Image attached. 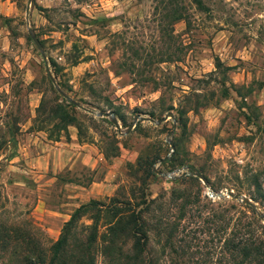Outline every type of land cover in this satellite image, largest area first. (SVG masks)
I'll return each mask as SVG.
<instances>
[{
    "label": "rangeland",
    "instance_id": "rangeland-1",
    "mask_svg": "<svg viewBox=\"0 0 264 264\" xmlns=\"http://www.w3.org/2000/svg\"><path fill=\"white\" fill-rule=\"evenodd\" d=\"M166 1L30 0L25 12L26 0H0V131L7 120L18 126L0 145V211L10 219L29 217L43 243L56 238L75 206V184L105 176L112 189L99 199L167 196L175 185L191 194L199 190L202 202L222 201L216 207L221 213L237 200L209 196L201 180L190 177L192 167L206 175L212 190L233 189L251 198L256 181L264 192V0H201L203 7L192 0ZM180 7L186 17L174 20ZM31 35L55 81L77 103L95 110H109L110 103L127 124L135 113L158 118L170 110L172 147L166 140L169 116L159 123L138 119L122 133L126 125L117 115L119 130L107 117L67 105L76 113L79 141L101 153L100 165L91 170L76 161L54 173L34 171L27 147L39 138L68 140L76 127L68 124L66 137L62 131L56 136L55 118L43 120L40 129L33 123L40 99L46 107L61 99L50 87ZM165 154L172 160L156 161ZM145 157L151 159L152 174L143 170ZM153 168L181 178L171 182L174 177ZM251 200L263 211L257 199ZM192 208L194 215L186 211L181 218L176 206L162 208L177 226L173 246L151 235L152 264H223L224 234L204 221L210 204L201 206L199 216V207ZM107 218L104 214L100 222ZM95 264L106 262L97 256Z\"/></svg>",
    "mask_w": 264,
    "mask_h": 264
},
{
    "label": "trees",
    "instance_id": "trees-1",
    "mask_svg": "<svg viewBox=\"0 0 264 264\" xmlns=\"http://www.w3.org/2000/svg\"><path fill=\"white\" fill-rule=\"evenodd\" d=\"M192 1L196 6L203 7L201 0ZM166 2L168 3V0ZM185 17L183 7H180L176 9L172 18L177 20ZM49 62L55 76V64L51 60ZM218 64L219 61L216 62L217 66ZM46 78L55 94L60 96L61 101L46 107L43 99H40L34 108L33 123L40 129L43 120L55 118L52 127L56 136L59 131H62L66 137L67 125L73 124L79 140L80 130L76 113L67 108V105L75 103L62 97L54 88L48 75ZM57 82L61 89L68 90L58 80ZM108 108L117 115L123 125H127L124 116L118 113L115 106L109 103ZM82 112L84 115L88 114L83 109ZM91 117V114L87 115L88 119ZM98 118L106 120L103 116ZM17 129L18 126L14 120H7L5 129L0 131V145L5 140V133L8 139H12ZM116 152L117 146L114 150L112 149L110 155H115ZM169 160H172V157H166L163 162ZM150 161L151 159L145 157L142 164H144L143 170L152 174ZM135 163L138 164V159ZM127 165L132 166L129 163ZM204 176L208 181L205 174ZM190 177L199 181L196 176L190 175ZM180 178L174 177L168 180L176 182ZM254 182L257 193L251 198L257 199L263 208L261 212L249 203L237 200L236 203L232 201L227 203L225 208H222L224 213H221V209L218 210L217 206L222 201L207 197V201L202 202L199 190L191 194L175 185L170 186L167 196L164 192H159L153 196L141 193L138 199H131L128 196L117 199L114 195L106 196V200L89 198L70 210L56 238L47 244L40 241L38 235L41 231L29 217L10 219L6 213L3 214L6 212L3 210L0 211L2 212L0 214V264H95L97 256L102 257L106 264H152L153 261L148 255L151 235H156L157 241L163 237L162 244L173 246L171 237L177 226V223L170 222L162 213V208L165 205L167 209L170 206H176L177 218H181L186 211L194 215L192 207H199L197 209V216H199V210L203 204H210L211 208L210 214L204 221L213 224L215 232L221 231L224 234L220 250L223 264H264V222L261 221L264 218V192L259 190V183ZM210 187L214 188L212 185ZM229 199L235 198L229 197ZM104 214L108 215V218L100 222ZM82 217L88 222L82 220ZM206 227L208 229V225ZM127 241H129L128 245Z\"/></svg>",
    "mask_w": 264,
    "mask_h": 264
},
{
    "label": "crops",
    "instance_id": "crops-1",
    "mask_svg": "<svg viewBox=\"0 0 264 264\" xmlns=\"http://www.w3.org/2000/svg\"><path fill=\"white\" fill-rule=\"evenodd\" d=\"M38 141L36 145L27 147L26 150L27 162L34 171L45 173L50 170L54 173L65 166L71 167L76 161L88 169L95 170L102 160L101 153L92 145L86 146V142L79 141L75 132L69 133L68 140L51 141L39 138ZM75 186L76 188L73 189L75 205L89 198L105 196L112 189V183L106 176L98 180H90L86 184L76 183ZM65 215L68 217L69 212Z\"/></svg>",
    "mask_w": 264,
    "mask_h": 264
},
{
    "label": "water",
    "instance_id": "water-1",
    "mask_svg": "<svg viewBox=\"0 0 264 264\" xmlns=\"http://www.w3.org/2000/svg\"><path fill=\"white\" fill-rule=\"evenodd\" d=\"M30 0H26V7H25V12L27 10V6L29 4ZM36 47L38 48L39 52L41 53L43 59H44V63H45V68H46V72H47V75L49 76L54 88L57 90L58 93H60L61 96L65 97L67 100L75 103L76 106H78L79 108L89 112V113H92L93 115L95 116H104V117H107L113 124V126L119 130V123L113 113L112 110H103V109H99V110H95V109H90L88 107H85L79 103H77L75 100H73L69 95H67V93L61 89L59 87V85L57 84V82L55 81L54 77L52 76V74L49 72V69L47 67V64L45 62V56H44V53H43V50L41 49L40 47V44H39V41L38 39L35 37V35H31ZM167 116H169L172 120V126L171 128L167 131L166 133V140L169 144V148L172 147L173 145V142L172 140L168 137L169 134L175 129V120H174V116H173V113L170 111V110H167L163 115H161L160 117L158 118H152L148 115H142V114H139V113H135L132 117V119L128 122V124L126 125V127L124 128V130H122V133H126L128 132L132 126L134 125V123L138 120V119H145V120H149L151 122H154V123H159L160 121L164 120L167 118ZM168 155L165 154L163 156H160L157 158V162H161L163 161ZM154 171H156L157 173L161 174V175H164V176H168V177H174L175 175L172 174L171 171H159V170H156L155 168H153ZM191 173L196 176L198 179L201 180V182L205 185V187L207 188V194L211 197H215V198H224V197H233L235 198L236 200H239V201H242V202H245V203H249L254 209L257 210V207L255 206V204L253 203V201L251 200L250 197H248L247 195L241 193L240 191H237V190H233V189H219V190H212L210 187H209V184H208V181L207 179L205 178L204 174L199 171L196 167H192L191 168Z\"/></svg>",
    "mask_w": 264,
    "mask_h": 264
}]
</instances>
